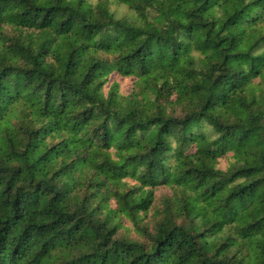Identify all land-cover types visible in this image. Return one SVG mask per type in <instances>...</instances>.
<instances>
[{"label": "clouds", "instance_id": "obj_1", "mask_svg": "<svg viewBox=\"0 0 264 264\" xmlns=\"http://www.w3.org/2000/svg\"><path fill=\"white\" fill-rule=\"evenodd\" d=\"M0 264H264V0H0Z\"/></svg>", "mask_w": 264, "mask_h": 264}]
</instances>
